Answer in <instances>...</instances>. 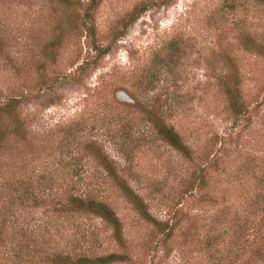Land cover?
<instances>
[{
    "label": "rangeland",
    "instance_id": "rangeland-1",
    "mask_svg": "<svg viewBox=\"0 0 264 264\" xmlns=\"http://www.w3.org/2000/svg\"><path fill=\"white\" fill-rule=\"evenodd\" d=\"M2 15L7 20L0 24V100L28 94L19 102L30 125L29 147L35 152L41 148L39 138L48 126L80 116L86 120L80 135L96 154H84L88 150L80 146L78 166L88 175L60 176L61 181L83 185L105 180L109 185L103 156L121 174L141 169L140 177L128 176L136 179L135 187L147 186L145 180L153 177L157 181L170 168L167 184L158 185L165 192L168 187L178 190L171 191L169 204L147 198L158 219H167L176 209L177 226L165 239L131 203L113 194L111 205L121 217L131 257L129 263L118 264H264L253 254L251 226L260 222L264 234V218L249 219L240 230L237 212L227 214L228 208L241 207L243 199L233 174L244 170L247 154L263 153L264 120L259 114L264 113V63L240 41L253 34L264 40V1L0 0ZM234 55L243 95L259 114L248 127H238L228 143L221 145L214 137L218 150L209 161L212 177L207 175L200 189H182L179 177L187 180L193 167L158 138L153 121L171 124L199 155L205 138L217 136L232 122L218 76L228 68L224 57ZM136 101L140 110L109 107ZM104 118L112 132L102 126ZM124 134L143 146L129 150ZM12 155L9 150L2 156L6 164L0 182L8 178L11 165L22 164ZM26 210L16 211L25 216ZM86 221L98 225V219ZM105 245L103 251L119 250L114 240ZM259 246L264 249V240Z\"/></svg>",
    "mask_w": 264,
    "mask_h": 264
},
{
    "label": "trees",
    "instance_id": "trees-1",
    "mask_svg": "<svg viewBox=\"0 0 264 264\" xmlns=\"http://www.w3.org/2000/svg\"><path fill=\"white\" fill-rule=\"evenodd\" d=\"M217 13L219 16L222 14L220 10H217ZM5 19L7 20L6 15L0 16V24H3ZM240 44L243 49L259 56L264 63V40L257 39L254 34L249 37L245 35ZM98 51L103 54L105 49L99 47ZM237 59L238 56L235 55L224 57L223 61L228 68L218 76L232 122L217 136L206 137L199 155L195 153L193 145L186 143L171 124L162 119L153 121L159 132L158 138L177 150L193 167L187 180L183 176L179 177V181L184 185L182 189L185 187L191 190L200 189L202 185L204 186L207 175L208 178L211 176L208 171L210 157L218 150L213 147L214 137L221 139V145L228 143L233 135H238L235 132L238 127H248L254 116L259 114L256 106L243 95L240 84L242 75ZM26 95H9L3 103L0 100V169L6 164L2 156L9 150L13 151L11 159L17 157L22 161L21 165H11L14 168L8 173V178L0 182V264L129 263L131 257L126 251L121 217L111 205V198L115 192L117 197L131 203L140 218L153 226L164 239L172 234L177 226V221L174 220L176 209L174 214L161 220L153 216L147 201V198H154L161 205L169 204L171 191H174V194L178 192L170 187L168 192H165L158 187L167 184L170 168H166L157 181L153 177L145 180L147 186L135 187L133 181L136 180V176H141V169L132 168L121 174L114 164L103 156L100 159L104 161L106 169L104 175L109 185L105 180L98 183L90 181L83 185L75 182L64 183L60 176L88 175L82 166H78L79 159L83 157L80 146L84 145L83 148L88 150H84V154L93 152L96 154L91 144H88L90 142L83 140L80 135L81 126L86 120L80 116L44 128L42 137L39 138L42 146L35 152L28 145L30 125L26 122L19 102L21 98L27 97ZM109 107L110 110L116 109L118 112V109L129 111L141 109L137 101L133 104L122 103L121 108L112 105ZM259 115L264 120V113ZM107 121L106 118L101 119L102 126L112 132L109 125H106L110 123ZM262 134L264 145V133ZM124 139L131 143L129 150L143 146L139 139L135 140L130 134H124ZM28 149L31 151H27ZM262 152L261 155L247 154L243 164L246 171L233 174L236 181L234 188L240 189L243 199L241 207L228 208L227 214L237 212L236 224L240 230L243 229V223L249 219L264 218V146ZM26 154L30 156L28 160L23 161ZM226 156H229V153L224 157ZM222 170L224 172L226 168L223 167ZM133 174L135 178L128 177ZM248 179L253 181L249 183ZM224 180L227 183L231 182L228 174ZM182 189L179 192H183ZM158 192L161 194L156 198ZM18 208L27 209L24 211L26 215H20L21 213L16 211ZM36 208L42 210L37 211ZM92 218L98 219L97 226L87 224L86 219ZM251 226L254 232L251 250L255 257L264 261V249L259 246L264 240V234L260 233V222ZM107 228H111V232H108ZM108 240H114L115 248L119 250L103 251Z\"/></svg>",
    "mask_w": 264,
    "mask_h": 264
}]
</instances>
